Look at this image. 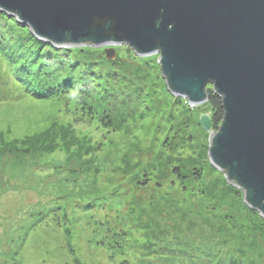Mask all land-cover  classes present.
Returning a JSON list of instances; mask_svg holds the SVG:
<instances>
[{"label":"rangeland","instance_id":"obj_1","mask_svg":"<svg viewBox=\"0 0 264 264\" xmlns=\"http://www.w3.org/2000/svg\"><path fill=\"white\" fill-rule=\"evenodd\" d=\"M127 48L130 49L113 46V60L105 57L104 48H95L98 52L79 68L90 81L101 69L107 78L102 80L110 88L113 75L125 80L119 74L121 64L139 68L145 75L146 101L127 105L130 116L116 129H103L95 120L75 123L64 109L74 103L70 96L39 99L14 94L0 100L1 146L20 147L22 140L49 128L57 135L50 145L51 153L28 148L17 156L0 157V264H118L123 259L127 264H172L173 257L196 252L187 250L191 246L205 248L215 239L219 244L215 242L214 246H222L224 241L217 231L227 228L221 224L227 222L221 218L225 209L201 192L202 187L223 175L209 169V133L197 125L200 115H211L210 109L205 104L188 107L177 103L161 77L159 55L135 58ZM85 56L72 55L68 62L77 64ZM104 59L117 61L109 68L103 65ZM74 73L70 78L72 87L81 90L83 86H75ZM125 82L118 90L131 92L139 85L131 80ZM66 125L73 133L62 139L57 132ZM179 164L185 171L198 169L201 182L189 179L181 184L173 176ZM69 167L83 169L84 177L68 176ZM144 172L151 180L141 187L136 179L140 180ZM242 197L241 194V202ZM84 202L94 203L95 207L83 212L80 205ZM52 203L64 208L70 218V238L64 222L56 227L52 222L35 220L36 213L52 207ZM225 208L232 214L229 218L226 213L225 218H235L239 233L250 235L253 228L246 220L248 213L238 214L232 206ZM105 217L125 232L124 256L110 254L96 244L94 221ZM257 219L253 223L264 228V220L260 216ZM229 228L228 232L232 230ZM259 237L257 249L264 246V236ZM235 240L239 241L236 235ZM189 260L184 256L181 263L188 264Z\"/></svg>","mask_w":264,"mask_h":264},{"label":"water","instance_id":"obj_2","mask_svg":"<svg viewBox=\"0 0 264 264\" xmlns=\"http://www.w3.org/2000/svg\"><path fill=\"white\" fill-rule=\"evenodd\" d=\"M0 12L56 48L158 54L166 90L191 107L211 86L223 118L213 131L199 117L209 162L264 219V0H0Z\"/></svg>","mask_w":264,"mask_h":264},{"label":"trees","instance_id":"obj_3","mask_svg":"<svg viewBox=\"0 0 264 264\" xmlns=\"http://www.w3.org/2000/svg\"><path fill=\"white\" fill-rule=\"evenodd\" d=\"M21 50H23V53H21ZM127 50L131 52L130 49L127 48ZM94 52H98L97 49L90 47H53L35 38L29 29L22 27L15 18L0 12V100L10 98L14 94L30 95L39 99L70 96V98L74 99V103L71 104L72 107L66 106L64 109L66 115L71 117V120L73 119L75 123L83 120L88 122L95 120L103 129L108 131L118 128L122 120L130 116L128 112L129 107L127 108V105L135 106L137 105L136 102L141 103L142 100L146 101L145 75L139 68L132 69L131 67L121 64L119 65L121 67L117 68L120 71L119 74H121L125 80L113 75L111 78V85L113 88L112 86L110 88V85L102 80L107 78L102 74L103 71L101 69L98 71L95 79L90 81L89 78L87 79L83 76L84 74L86 75V73L82 72L81 69L84 67L83 64L89 61L87 60L90 58L89 56L94 55ZM84 54H86L84 61L77 60V64L75 63L74 65L68 62L69 57H72V55H79L81 57V55L83 56ZM99 56L102 57L103 53H99ZM134 57L138 58L136 55H134ZM114 61L104 59L103 65L111 68ZM67 73L69 74L67 75ZM73 73L76 76L74 81L75 86H83L81 90H75L76 88L74 87L73 89L72 87L70 78L73 77ZM126 80L139 82L136 90L131 92H122L118 90L120 87L127 84L125 82ZM208 92L209 98L204 104L209 107L211 112V129L216 131L223 118L221 101L211 93L210 88H208ZM174 98L177 103H186L189 107L185 99L178 97ZM188 107L186 111H189ZM197 125H199V123H197ZM58 133L61 135L60 138L64 139L68 134H72L73 131L70 125H66L64 127H59L57 134ZM56 137L55 130L49 128L31 138L22 140L19 143L20 147L0 145V157L6 155L17 156V154L22 153V151L27 152L29 150L28 148H32L34 150L33 152L39 151L41 154L51 153L53 146L52 142H54ZM16 144H18V142H16ZM85 150L87 151V149ZM209 169L217 172L210 163ZM82 171L83 169L77 170L72 167L68 171V176L77 174V176L84 177L85 173ZM148 175L149 173L144 172L140 180L136 179V182L141 187L147 186L149 180H151V177ZM173 176L176 177L181 184L189 179L194 182H201V172L198 169H196V171H185L180 164L179 167L173 170ZM201 192L208 197L211 196V198H213V203L217 207L225 209L223 213L225 215H222L221 218L227 220V222H221V224L225 225L227 228L217 231L218 237L225 242H222L225 245L222 244V246L215 247V242L219 244L218 239H215L205 248L191 246V248L187 250H196V252L192 251L183 256L173 257L172 264H183L181 261L184 256L190 258L188 264H263L264 246H260L257 249L255 244L257 243V239L259 240L261 238L259 237L260 235L264 236V228L260 227L258 224L256 226L253 223L259 221L257 218L260 215L258 212L249 209L243 201V203L241 202L239 197H241L242 192L233 185L227 183L224 175L215 182L202 187ZM94 202L97 203L96 201ZM237 202H239V204H236ZM237 205H239V209H241L240 212H238L239 209ZM228 206H232L234 209L238 210H234L238 214L244 211L248 213L246 220L251 224V229L253 228L252 231H250V235L239 233L234 225L235 218L229 220L232 214L227 213L225 207ZM52 207L54 209H51ZM52 207L37 212L35 220L38 219V221L42 223L49 221L56 225V227H59L61 223L64 222L66 226L63 228H65V233L70 238V218H68L64 208H60L59 204L55 205V203H52ZM93 207H95L94 203L91 204V202H84V204L80 205V209L83 212ZM50 213L52 214L50 215ZM226 215L229 218H225ZM94 226L96 229L94 233L98 238L96 244L98 243V246L101 245V247H104L110 254L124 256V246H122V242L125 241L126 235L119 225L115 221H111L105 217L103 219H95ZM229 226L236 233H233L232 230L228 232V229H230ZM213 228L214 227H211L212 230ZM235 235L240 242L235 240ZM154 238L158 239V237ZM252 239L253 241H251ZM151 243L153 242L151 241ZM175 248L177 247H173V249ZM254 258H256L258 263ZM75 263H77V259ZM78 264L80 263L78 262ZM118 264H127V260L123 259Z\"/></svg>","mask_w":264,"mask_h":264}]
</instances>
